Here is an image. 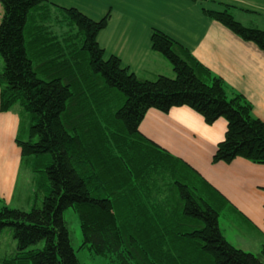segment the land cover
Listing matches in <instances>:
<instances>
[{
    "label": "trees",
    "instance_id": "trees-1",
    "mask_svg": "<svg viewBox=\"0 0 264 264\" xmlns=\"http://www.w3.org/2000/svg\"><path fill=\"white\" fill-rule=\"evenodd\" d=\"M191 1L264 51V31L237 21V6L220 1L216 10L208 0ZM0 4V110L18 105L28 116L29 140L17 143L46 194L41 208L0 207V234L11 228L17 242L1 264H79L64 220L69 209L78 215L84 247L110 264H264V243L258 254L246 253L222 232L215 202L226 204L221 193L140 132L151 109L187 107L209 126L227 122L214 164L242 158L264 165V123L250 102L160 30L151 47L175 77L140 80L98 43L110 13L95 21L48 0ZM51 11L62 17L55 26ZM65 17L77 29L76 43Z\"/></svg>",
    "mask_w": 264,
    "mask_h": 264
},
{
    "label": "crops",
    "instance_id": "crops-1",
    "mask_svg": "<svg viewBox=\"0 0 264 264\" xmlns=\"http://www.w3.org/2000/svg\"><path fill=\"white\" fill-rule=\"evenodd\" d=\"M48 1L64 8H78L81 2ZM84 1L93 12V18L102 19L111 14L108 27L98 36V43L107 58L118 57L140 80L153 81L159 76L174 78L172 65L151 47L153 31L160 30L188 49L232 92L250 102L255 118L264 123V51L243 41L220 23L207 19L200 5L191 0ZM220 1L238 7L233 9V15L239 22L236 11L241 15H264L259 14L260 10L264 11V0H208L205 6L219 10L221 6L217 2ZM3 16L4 10L0 6V19ZM247 27L259 29L254 25ZM9 113L0 110V194L13 196L16 191L20 195L19 191L25 187L20 183L24 165L29 163L22 157L17 143V116L14 114V125ZM226 131L224 119L209 126L187 107L173 108L167 114L151 109L140 126V132L146 138L186 163L219 191L229 207L228 212L234 213L247 227L253 224L256 228H251L264 230V165L242 158L231 164L212 163ZM30 179L37 184L35 176ZM31 201L28 197L27 202ZM262 244L255 246L260 249Z\"/></svg>",
    "mask_w": 264,
    "mask_h": 264
},
{
    "label": "rangeland",
    "instance_id": "rangeland-1",
    "mask_svg": "<svg viewBox=\"0 0 264 264\" xmlns=\"http://www.w3.org/2000/svg\"><path fill=\"white\" fill-rule=\"evenodd\" d=\"M0 6L3 10L2 4H0ZM77 9L79 11H82L83 14L85 13V15L89 18L91 17V19H95V21H99V19L101 20V18H93L95 16L94 14H92L93 12H90L91 10L86 6V1L84 0H81L80 6H78ZM259 12V14H264L263 10H260ZM51 14L53 18L49 22L53 26H55L56 19L61 21L62 17L59 16L58 18H56V15H54V11H51ZM235 15L237 16V19H239L240 22L243 23V25H246V27L249 25H254L260 30L264 29V15H262L263 17L257 15H241L237 11ZM1 19L0 23L2 21ZM66 20L68 21V19L65 17V31L68 32L69 39L70 37H72L74 42L76 43L77 40L75 36L77 33V29H72L70 24ZM4 66V60L0 54V71L4 69ZM9 114H11V121L14 125L16 124L14 114L17 116L16 120L19 123L17 140L27 142L30 136V120L28 116L24 117L23 112L18 105L15 106ZM30 167L31 166L29 164H25L23 168L21 178L22 181L20 183V186L25 184L23 191H19L20 195H18V191H16L13 196L9 194H0V207L3 204H6L13 209H25L28 211L32 210L34 207H42V202L46 194L44 188H41V186L38 184L41 183L43 178L40 174L33 173ZM32 176H35L37 178L38 184H36L35 180L34 182L31 181L30 178H32ZM31 183L33 185H30ZM207 190L208 189H206V191ZM28 197L32 199L31 202H27ZM215 202H217V204L221 206L219 220L220 228L222 229V232L225 234L227 239L234 243V245L239 247V249L244 250L246 253L258 254L261 250L262 245L260 246V249L255 245H258L261 242L264 243V230L262 228H260V231L257 229H253L256 228V226L253 224H250L247 227L245 223H243V221H239L236 218V215L234 213H232L231 211L228 212L229 207L226 206V204H221L218 200H216ZM64 220L68 226L72 241V247L75 251L79 264H110L108 258L104 256H98L88 247H84V236L82 233L80 221L78 215L74 212L73 209H69L64 212ZM43 246L44 243H41L37 246V249H41ZM16 251L17 242L14 239L13 231L11 228H7L0 234V264L5 257L12 256L13 254H15Z\"/></svg>",
    "mask_w": 264,
    "mask_h": 264
}]
</instances>
